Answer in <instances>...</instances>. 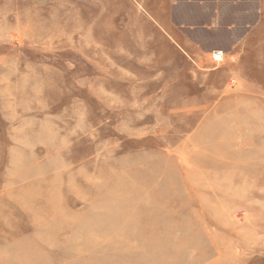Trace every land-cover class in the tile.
Masks as SVG:
<instances>
[{
  "label": "rangeland",
  "instance_id": "obj_1",
  "mask_svg": "<svg viewBox=\"0 0 264 264\" xmlns=\"http://www.w3.org/2000/svg\"><path fill=\"white\" fill-rule=\"evenodd\" d=\"M183 1L0 0V264H264V0Z\"/></svg>",
  "mask_w": 264,
  "mask_h": 264
},
{
  "label": "crops",
  "instance_id": "obj_2",
  "mask_svg": "<svg viewBox=\"0 0 264 264\" xmlns=\"http://www.w3.org/2000/svg\"><path fill=\"white\" fill-rule=\"evenodd\" d=\"M210 2H212L213 6H214V8H213L214 10H213V13H212V16H211V21H212V23L216 24V26L211 27V29L214 32H218V31L221 30L220 21H221V18L223 16V14L221 12L222 6L229 7V8H233L234 7L235 9H238V0H234V1L233 0H225L224 3H223V0H212ZM192 4L193 3L191 2V0H185V1L181 2V3L180 2L176 3V5L178 7L181 6V8H183V7L189 8V7L192 6ZM199 6H202V3H199ZM234 17L235 18L239 17V14H238L237 11L235 12ZM181 23L183 25L193 26L192 22L186 23V21H182ZM204 24L205 23H203L202 25H199V27H198L199 31H201L203 29H206V27H204ZM194 25H195V23H194ZM239 28H240V26H239L238 19L230 20V22L226 25V28H225V32H227V33H229L231 35L230 36L231 40H230V43H229L228 47H224L222 45L212 46V47H218V48L222 47L223 49H225V52H226V49H231L233 47L238 46L239 39H240L239 36H238V31L240 30ZM243 28L244 29L246 28V24L243 26ZM184 31H187V30H184ZM174 38H175L176 43L179 46H181V47L187 46V44H188V40L187 39H185V38H176V37H174Z\"/></svg>",
  "mask_w": 264,
  "mask_h": 264
},
{
  "label": "built area",
  "instance_id": "obj_3",
  "mask_svg": "<svg viewBox=\"0 0 264 264\" xmlns=\"http://www.w3.org/2000/svg\"><path fill=\"white\" fill-rule=\"evenodd\" d=\"M210 58H211L212 62H214V63H220V62H222L224 56L221 57V53L219 51H217V50H214L211 53Z\"/></svg>",
  "mask_w": 264,
  "mask_h": 264
},
{
  "label": "bare ground",
  "instance_id": "obj_4",
  "mask_svg": "<svg viewBox=\"0 0 264 264\" xmlns=\"http://www.w3.org/2000/svg\"><path fill=\"white\" fill-rule=\"evenodd\" d=\"M214 50H217V51H219L220 53H221V57H223L224 56V52L222 51V50H220V49H213V50H211L210 51V55H211V53L214 51Z\"/></svg>",
  "mask_w": 264,
  "mask_h": 264
}]
</instances>
